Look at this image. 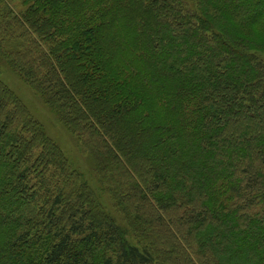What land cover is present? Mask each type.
Returning a JSON list of instances; mask_svg holds the SVG:
<instances>
[{
  "label": "trees",
  "instance_id": "1",
  "mask_svg": "<svg viewBox=\"0 0 264 264\" xmlns=\"http://www.w3.org/2000/svg\"><path fill=\"white\" fill-rule=\"evenodd\" d=\"M23 3L0 55L124 226L0 79V264H264V0Z\"/></svg>",
  "mask_w": 264,
  "mask_h": 264
},
{
  "label": "rangeland",
  "instance_id": "2",
  "mask_svg": "<svg viewBox=\"0 0 264 264\" xmlns=\"http://www.w3.org/2000/svg\"><path fill=\"white\" fill-rule=\"evenodd\" d=\"M25 9L26 6L23 0H5L3 4H0V15L4 17L7 14H11L12 16L20 15ZM4 20L6 19L0 16L1 27H4L2 24ZM10 43V49L17 50L21 41L17 38H13L10 40ZM258 55L264 59V52H259ZM0 79L21 98L33 118L42 125L47 136L60 147L72 166L79 171L82 179L93 187L99 195L105 210L120 222L121 227L122 225L124 226L123 214L118 211V208L114 204L112 194L109 192L110 185H108V183L104 184L96 173L93 156L82 147L77 137L65 127L57 115H55L40 96L23 81L1 55Z\"/></svg>",
  "mask_w": 264,
  "mask_h": 264
}]
</instances>
